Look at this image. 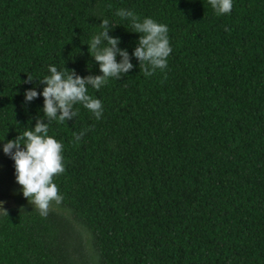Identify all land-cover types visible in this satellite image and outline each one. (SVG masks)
Here are the masks:
<instances>
[{"label":"trees","instance_id":"1","mask_svg":"<svg viewBox=\"0 0 264 264\" xmlns=\"http://www.w3.org/2000/svg\"><path fill=\"white\" fill-rule=\"evenodd\" d=\"M119 9L168 26L165 69L145 75ZM104 19L133 68L88 89L99 120L77 104L49 122L62 202L2 210L0 264H264V0L224 15L208 0H0V159L15 171L3 143L48 122L24 92L49 65L102 75L87 44Z\"/></svg>","mask_w":264,"mask_h":264},{"label":"clouds","instance_id":"2","mask_svg":"<svg viewBox=\"0 0 264 264\" xmlns=\"http://www.w3.org/2000/svg\"><path fill=\"white\" fill-rule=\"evenodd\" d=\"M208 3L217 15L229 14L233 8V0H208ZM116 15L122 20L130 21L132 32L139 34L138 46L132 55L140 61L139 67L146 65L145 75H151L156 69H165L172 52L168 26L150 17L140 20L131 10L119 9ZM108 24L109 21L104 19L101 30L93 34L87 44L90 55L99 63L102 75L85 78L49 65L48 74L39 80L45 85L42 91L38 92L32 87L24 92L26 102H31L38 96L43 97L42 111L48 122L37 120L35 126L23 132L22 136L19 134L16 139L3 143V153L14 161L15 180L21 186L23 197L42 217L47 216L51 202L59 204L63 199L53 179L64 172L63 146L48 134L49 122H65L76 117L74 105L77 104L89 110L99 120L103 114L102 103L99 99L92 98L88 89L99 90L109 78L120 79L133 68L128 52L118 48L119 39L108 36ZM117 55L122 58L119 62ZM32 81L33 78L28 75L25 82ZM83 135L82 131L74 139L79 141ZM3 141L4 139L0 140ZM3 204L0 201V210H4Z\"/></svg>","mask_w":264,"mask_h":264},{"label":"rangeland","instance_id":"3","mask_svg":"<svg viewBox=\"0 0 264 264\" xmlns=\"http://www.w3.org/2000/svg\"><path fill=\"white\" fill-rule=\"evenodd\" d=\"M20 188L21 186L15 180V171L0 159V201L4 202L3 209L18 207L23 202H27V199L23 198ZM50 207L53 206L50 204Z\"/></svg>","mask_w":264,"mask_h":264}]
</instances>
